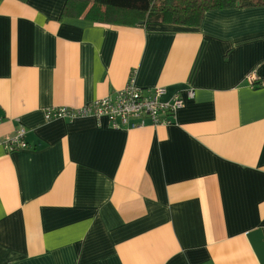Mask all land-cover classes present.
Segmentation results:
<instances>
[{"label":"crops","instance_id":"crops-1","mask_svg":"<svg viewBox=\"0 0 264 264\" xmlns=\"http://www.w3.org/2000/svg\"><path fill=\"white\" fill-rule=\"evenodd\" d=\"M66 0H0V264H264V6L197 28L64 17ZM164 87L169 125L47 121ZM193 91V98H187ZM138 123L137 121H133Z\"/></svg>","mask_w":264,"mask_h":264},{"label":"built area","instance_id":"built-area-1","mask_svg":"<svg viewBox=\"0 0 264 264\" xmlns=\"http://www.w3.org/2000/svg\"><path fill=\"white\" fill-rule=\"evenodd\" d=\"M246 80L251 87L256 86L254 82L257 80L254 75L250 74ZM261 85H264V82ZM165 95L164 87L138 88L132 75L125 87L112 96L98 99L81 108H51L46 110L45 118L47 121L89 117L96 120L105 118L112 129L143 126L146 121L154 126L169 125L171 124L169 118L175 117L176 113L184 106V99L181 95L176 94L169 101H165L163 99ZM187 98H193V91H188ZM24 136L25 129L20 126L13 136L1 140L0 146L8 153L26 149L28 145L24 141Z\"/></svg>","mask_w":264,"mask_h":264},{"label":"trees","instance_id":"trees-1","mask_svg":"<svg viewBox=\"0 0 264 264\" xmlns=\"http://www.w3.org/2000/svg\"><path fill=\"white\" fill-rule=\"evenodd\" d=\"M263 6L264 0H66L62 15L106 25L197 28L207 11ZM263 82L254 85L264 86Z\"/></svg>","mask_w":264,"mask_h":264}]
</instances>
